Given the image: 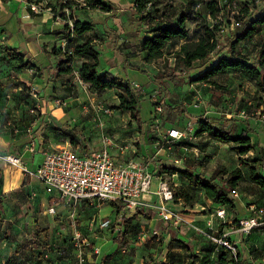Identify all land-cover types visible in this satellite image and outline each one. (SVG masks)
Listing matches in <instances>:
<instances>
[{"label":"rangeland","instance_id":"374dc122","mask_svg":"<svg viewBox=\"0 0 264 264\" xmlns=\"http://www.w3.org/2000/svg\"><path fill=\"white\" fill-rule=\"evenodd\" d=\"M131 2L134 3V0ZM209 3H215L220 10L215 18L209 14ZM152 8L154 17L159 18L157 22L177 20L186 11L190 17L187 27L194 41L202 34V31H196V23L211 28L217 26L222 47L226 45L223 36L235 29L243 12L249 9V13L256 14L264 8V0H159ZM123 15L130 17L129 13ZM162 16L164 20H161ZM174 43L177 44H168L162 58L152 62L150 70L142 65V59L133 61L132 64L143 67L149 74L125 68L123 63L111 68L115 75L123 79L130 77L138 82L139 86L133 84L134 91L141 100V118L148 127L142 141L137 125L129 124L126 119L120 120L115 130L121 133L122 140L131 138L128 142L131 146L129 158L139 160L152 171L151 192L158 190L157 177H162L174 190L173 199L176 190H188L194 197L193 205L176 202L173 207L184 216L194 214L192 210L203 207L202 213L211 215L206 225L201 227L196 225L198 221H191L174 228L164 223L155 211L129 212L122 209L117 212L111 203L78 204L68 206L64 213L53 214L55 206L45 190L42 195H0V264H6L16 251L17 264H101L105 255H113L109 264H164L168 261L174 264H221L223 256L227 261L240 258L247 264H264L262 232L255 231L247 238L237 233L228 236L235 221L252 214L251 207L264 206V189L250 180V170L245 164L264 158V92L237 70H229L206 81L192 82L188 77H197L206 68L197 67L195 71L184 74L185 69L181 66L175 72L179 76L177 82L156 81V76L174 69L176 65L184 41L176 40ZM261 48H264V25L258 34L241 42L235 54L237 58L243 56L253 61L260 57ZM87 91L90 97L101 96L92 87ZM119 93L125 94L124 88L102 95L101 101L106 102L110 110L116 111L113 102L115 95L119 100ZM157 107L162 108V112H157ZM168 107H183L187 113L170 115ZM122 115L121 112L119 119L123 118ZM108 116H100V119H107ZM202 119H218L227 123V127L236 125V136L250 138L256 149L241 156L234 143H224L206 134L196 136L197 124ZM93 122L98 129L102 121L95 116ZM189 125L193 129L186 139L169 143L168 130L171 127L183 129ZM76 129L80 130L75 126L69 132L79 139ZM104 131L105 128L99 132L100 138ZM97 133L92 138H99ZM86 139L83 137L77 144H72L70 140L66 148L77 151V146ZM80 150L90 151L83 146ZM164 167L187 170L206 180H215L226 188L232 173L240 169L244 179L234 189L239 197L235 198L233 192L230 194L235 209L225 207L227 217L220 220L217 217L219 206L211 204L210 208L202 190L190 188L186 176L178 173L171 175ZM260 173L264 176V171ZM106 221H110V225L102 227ZM76 232L81 235V241L76 240ZM120 233L126 234V243L118 248L114 240ZM224 236L238 245L237 257L217 243L216 240Z\"/></svg>","mask_w":264,"mask_h":264},{"label":"crops","instance_id":"0c3cea01","mask_svg":"<svg viewBox=\"0 0 264 264\" xmlns=\"http://www.w3.org/2000/svg\"><path fill=\"white\" fill-rule=\"evenodd\" d=\"M99 1L109 4L112 10L105 11L102 7L91 9L85 7L83 0H77L78 9H67L64 18L61 14L55 15L47 3L37 4L38 9L34 11L26 0H0V45L14 49L24 57V63L36 66L17 70L15 68L21 66L18 61L10 64L0 62V154L20 158L29 169L35 170L45 153L66 148L70 144V139L60 135L56 129L69 126L68 129L73 130L78 126L80 130L76 129L79 131L75 133L76 136L79 140H83V137L87 139L77 146L76 152L86 154L99 151L104 146V137H111L115 143L110 147L111 154L119 160L129 159L130 151L122 155L119 147L129 144L131 138L122 140L121 133L115 129L120 120L126 119L129 124L135 125L131 114L122 112L123 118L119 119L121 111L118 110H111L109 116L99 113L102 109H109L100 97L114 90L100 92L101 96L87 95V88L91 86L82 81L79 74L84 58L73 59L69 65L72 73L69 74L60 73L58 66L65 54H73V48L63 37L66 20H73L94 25V30L89 34L76 36L75 43L92 38L100 50L101 73H109L135 86H139L138 82L130 77L123 79L115 75L111 68L123 63L125 68L149 74L143 67L132 64L138 58L131 59L129 55L131 47L152 35L151 27L140 22L131 0ZM124 13H129L130 17ZM141 62L151 69L152 63ZM114 97L113 106H117L119 100L116 95ZM95 116L102 121L98 129L96 122H93ZM100 116L108 118L100 119ZM104 128L100 138L99 132ZM147 129L145 124L144 131ZM96 132L99 138H92ZM140 140H143L142 135ZM82 146L90 151L80 150ZM43 190L45 187L38 179L25 175L20 167L0 161V195H42ZM46 195L52 198L55 214L67 211L65 208L70 205L59 194L46 192ZM146 198L150 202H157L155 195H147ZM80 204L92 205L86 202ZM211 204L208 201L210 208ZM202 209L192 210L194 214L185 215L186 222L198 221L196 225H206L211 215L202 213Z\"/></svg>","mask_w":264,"mask_h":264},{"label":"trees","instance_id":"16d2710c","mask_svg":"<svg viewBox=\"0 0 264 264\" xmlns=\"http://www.w3.org/2000/svg\"><path fill=\"white\" fill-rule=\"evenodd\" d=\"M29 4L35 3H47V6L51 8L52 12L61 14L62 17H66V10L73 8L78 9L79 3L77 0H26ZM159 0H134V7L141 23H145L151 27V36L143 39L138 45L131 47L130 55L132 57L140 58L146 63H152L153 61L160 59L164 56V50L168 44L174 43L176 40L184 41L181 45L180 52L177 56V62L174 69H168L166 73L156 76V81H170L177 82L179 76L175 75L179 67L185 69L184 74H189L191 71H195L197 67H205V71L197 77H188L192 82L206 81L211 77L218 74H224L229 70L241 71L247 77L254 82L255 86L262 92H264V48H261L260 57L251 61L246 57H236V48L241 42H244L252 36L259 33V29L264 25V8L259 10L256 14L249 13V9L243 12V16L238 18V24L235 29L228 35H224L226 45L221 47L220 43V31L217 26L209 27L200 23H196V31L201 32L199 39L191 40V32L187 27L189 15L186 11L177 20L171 21H158L159 18L154 17L152 6H156ZM85 7L91 9H98L102 7L105 11L112 10V7L99 0H83ZM77 6V7H76ZM209 14L215 18L220 10L215 3H209L207 5ZM165 16V14H163ZM160 17L161 20L164 18ZM197 22L196 19H193ZM94 30V25L89 22L75 21L74 29L71 30L68 24L65 25L63 37L68 41L70 47L73 48L72 56L65 54L59 63L60 73H72V69L69 67L70 63L75 57L84 58L79 74L82 81L93 88L95 93H100L106 90H115L124 88L125 94L119 93V104L114 108L121 112H129L132 116V120L135 121L140 135L144 134V122L141 118V100L138 94L134 91L133 85L130 82H126L118 77H112L109 73H101L100 68V50L96 48L91 37L85 40L83 43H75V37H81L89 34ZM12 61H18L21 66L15 69H27L35 68L36 66L30 63H24V57L17 53L14 49L5 48L0 45V62L10 64ZM170 115H178L179 113H187V110L183 107H168ZM169 120V119H168ZM230 124V123H229ZM196 136L208 135L210 138L219 140L224 143L236 144L235 150L241 155L245 156L250 151L255 150L256 146L250 141V138L244 136H236L237 126L232 125L227 127V123L218 119H202L197 124ZM66 138L71 140L72 144H77L79 139H75L70 134H73L69 130L64 128H57ZM76 141H75V140ZM250 170V180L257 184L260 188L264 189V176L260 171H264V158L254 160L251 164L245 163ZM167 168L169 174H182L187 177L190 188L200 189L205 193L206 199L211 201L214 205L220 208L228 207L235 209V203L230 198V194L238 186L244 177L240 169H237L232 174V177L227 181L226 188L224 185L218 184L215 180H206L202 176H196L187 170H180L174 167ZM152 173V171H151ZM174 203L184 202L188 206H192L194 202L193 195L184 188H180L175 191ZM111 206L120 212L123 205L120 203H111ZM226 209V208H225ZM227 210V209H226ZM223 227L221 226V231ZM255 232V231H254ZM126 234L120 233L119 237L114 240L118 248H121L126 243ZM223 248V247H222ZM224 249V248H223ZM227 251V250H226ZM18 252L16 251L14 256L11 257L6 264H17ZM113 255H105L102 258L101 264H109ZM221 264H247L242 259L226 260L223 256L220 261ZM164 264H174L173 261H168Z\"/></svg>","mask_w":264,"mask_h":264},{"label":"built area","instance_id":"2783aa9c","mask_svg":"<svg viewBox=\"0 0 264 264\" xmlns=\"http://www.w3.org/2000/svg\"><path fill=\"white\" fill-rule=\"evenodd\" d=\"M30 7L36 11L38 5L31 3ZM70 12H67L69 14ZM70 29H74V21L66 20ZM157 112H162V108L157 107ZM109 115L110 109H102L99 113ZM244 117V114H242ZM193 127L185 128L172 127L168 130L169 143L181 142L188 137ZM114 140L104 137V146L99 151L92 153H79L71 148H59L44 154L43 160L35 170L29 169L20 158L12 155L0 154V161L9 165L20 167L23 173L29 177L38 179L45 187L47 193H57L60 198L70 206L80 203H92L102 205L105 203H121L123 208L129 212L153 210L158 217L170 227L180 228L186 223L185 216L175 209L173 192L162 177L158 179V190L151 192V185L154 177L148 166L135 158L119 160L110 152V147L114 146ZM122 155L131 150L130 144L120 147ZM233 196L239 195L233 191ZM155 195L157 202H150L146 196ZM252 214L248 217L238 219L229 230L231 234H239L247 238L254 231L264 234V206L251 207ZM52 213L55 212L52 210ZM217 217L225 220L227 210L220 208ZM110 225V221L102 223V227ZM76 240L81 241V235L76 232ZM225 250L234 257L238 255V245L226 236L216 240Z\"/></svg>","mask_w":264,"mask_h":264}]
</instances>
